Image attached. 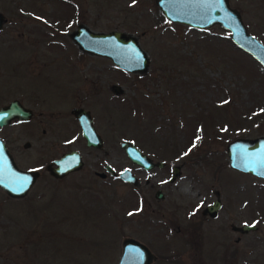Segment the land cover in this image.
I'll list each match as a JSON object with an SVG mask.
<instances>
[{"label":"rangeland","instance_id":"obj_1","mask_svg":"<svg viewBox=\"0 0 264 264\" xmlns=\"http://www.w3.org/2000/svg\"><path fill=\"white\" fill-rule=\"evenodd\" d=\"M228 1L264 44V0ZM0 12V106L14 98L30 104L27 91L48 74L62 83L46 91L58 105L52 115L63 118L71 95L93 96L96 87L90 108L102 138L97 164L94 151L90 166L57 179L46 169L56 145L24 149L22 141L32 142L28 124L0 129L17 165L40 171L24 196L0 189V264H115L126 237L149 248V264H264V179L232 168L226 151L233 138L264 133V68L228 29L170 21L156 0H0ZM78 24L135 36L147 68L123 70L81 50L71 38ZM78 77L85 87L72 94L68 82ZM122 140L164 164L144 170ZM175 164L180 172L170 182ZM125 167L136 184L118 177ZM157 188L163 198L154 196ZM216 198L221 206L212 217L204 209ZM243 223L257 228H232Z\"/></svg>","mask_w":264,"mask_h":264},{"label":"water","instance_id":"obj_2","mask_svg":"<svg viewBox=\"0 0 264 264\" xmlns=\"http://www.w3.org/2000/svg\"><path fill=\"white\" fill-rule=\"evenodd\" d=\"M156 3L163 15L170 21L188 24L193 28H207L216 23L228 29L232 42L250 54L264 68L263 42L247 30L240 13L229 4L228 0H156ZM2 22L0 12V28ZM71 38L81 50L109 57L123 70L143 71L149 64L146 52L140 47L135 36L123 31H95L85 24H78L71 32ZM113 90L119 93L122 88L114 84ZM76 110L73 113L78 117L88 143L101 147L102 138L98 132L96 134L91 119L85 115L83 110ZM29 113V110L23 107L17 99H13L0 107V126L9 123L13 118H27ZM120 146L131 161L145 169L164 164L162 160L153 161L130 140L120 141ZM226 151L228 163L232 168L264 179V133L254 137L233 138L227 142ZM81 165L79 153L76 150H70L49 164L47 169L53 176L62 177L70 171L77 170ZM105 169L112 175L116 174L115 169L109 163L105 164ZM179 172L180 166L173 165L169 180L173 181ZM37 174L36 170L18 167L4 140L0 137V188L9 196H24L35 181ZM98 175L105 176L106 173L100 172ZM117 175L128 183L138 182L137 176L127 167L120 170ZM21 185L24 186L23 190L16 191L15 189ZM155 196L162 198L163 192L157 190ZM220 206L221 201L216 198L206 206L204 213L214 217ZM232 228L244 233L256 229L257 225L243 223L238 226L233 225ZM152 256L153 254L143 242L133 237H126L122 240L120 257L115 264H149Z\"/></svg>","mask_w":264,"mask_h":264},{"label":"flooded vegetation","instance_id":"obj_3","mask_svg":"<svg viewBox=\"0 0 264 264\" xmlns=\"http://www.w3.org/2000/svg\"><path fill=\"white\" fill-rule=\"evenodd\" d=\"M71 79L73 81L68 82V83H71L68 85L72 86L71 93L72 94L74 93L73 90H75L76 92L82 91V89L85 87L84 77H78L75 79L70 78V80ZM35 82L36 83H33L32 88H30L27 91L30 104H26L20 98H14V99H17L23 107H25L26 109L29 110V112H30L29 116L27 118H22V117L13 118L9 123L1 125L0 129L5 127V126H9V124L13 121L18 122L19 125L21 123L28 124L29 128L31 130L30 133H31L32 142H30L29 140H24V142L22 141L21 144H22V148H24V149H26L28 147L27 145H31V143L35 146L36 151L39 149H42L45 151L51 150V145H56L57 149L52 151V153H51V154H53L55 152L56 154H54L53 156L50 157V159L48 160V163L46 164V169H47V166L49 164H52L54 160L59 159L64 153H66L70 150H76L79 153V155L81 157V162H82L81 167L78 168L77 170H74V171H79L80 169H83V167H85L87 165L90 166V163L88 162V157L91 158V155L94 151L96 152V156L93 158V160L97 164V145L88 143L87 139L83 135L82 126L80 124V121H79L78 117L73 113L74 110H76V109L83 110V112L86 113L85 115H88V117L91 119V123L95 129L96 134H97V117L95 115V112H93L91 109L92 105L93 106L97 105V88L96 87H90V90L93 92V96H91L89 93H87L88 95L86 94V95L80 96V97L78 94L71 95V98L68 101H66V103H70V104H69L68 108H65V110H67V109L69 110V112H70L69 115H67L66 117H63V118H60V117L54 118L51 111L53 110V108H55V107L57 108L58 105H56V103L54 102V97H50V94L46 91V87L48 86L49 83H52L53 85H56L57 87H59V85H61L62 83L58 80V78H54L48 74L44 75L42 78L36 79ZM43 82H45V83H43ZM66 103H65L64 107H66ZM48 113H51V114H48ZM55 117H57V116H55ZM67 121L70 124L69 129L67 128V126H68V123H66ZM62 130L64 132L69 131L70 135L68 137L61 138L62 136H60V135L62 134V132H60V131H62ZM54 134H56V135L54 136ZM0 137L4 140L9 153L13 157L10 138H4L1 135H0ZM57 138L60 139L62 143H58L56 141ZM85 150H88L89 153H86ZM91 150H93V151H91ZM57 151H59V152L57 153ZM13 159H14V157H13ZM152 160L155 162L157 161L154 159H152ZM137 165H139V164H137ZM139 166L142 167L141 165H139ZM155 166H157V165H155ZM142 168L144 170H151L152 169V168L145 169L144 167H142ZM171 169H173V165H172ZM30 170H36L38 172L37 176L40 173V171L38 169H30ZM47 171L49 172L48 169H47ZM85 171L89 172L88 169H86ZM85 173H87V172H85ZM93 174L97 177V169L92 170V176H94ZM171 174H172V170H171ZM113 176H115V174ZM53 177H55V176H53ZM55 178L60 179L58 177H55ZM168 181H170L169 178H168ZM33 183H32V185H33ZM31 186H30V188H31ZM0 189L5 194H7L2 188H0ZM29 189H28V191H29ZM157 190H161V189L157 188L154 192V196L156 195ZM28 191H27V193H28ZM163 197H164V193H163ZM208 204H210V203H208ZM206 206H205V208H206ZM236 241H239V237L236 238Z\"/></svg>","mask_w":264,"mask_h":264},{"label":"snow or ice","instance_id":"obj_4","mask_svg":"<svg viewBox=\"0 0 264 264\" xmlns=\"http://www.w3.org/2000/svg\"><path fill=\"white\" fill-rule=\"evenodd\" d=\"M136 0H133V4H135ZM226 102V101H225ZM264 111V110H262ZM23 185H21L19 188L15 189L16 191H22L23 190ZM129 215H132V213H129ZM254 226V225H253Z\"/></svg>","mask_w":264,"mask_h":264},{"label":"trees","instance_id":"obj_5","mask_svg":"<svg viewBox=\"0 0 264 264\" xmlns=\"http://www.w3.org/2000/svg\"><path fill=\"white\" fill-rule=\"evenodd\" d=\"M164 22H165V24H167L169 21L168 20H165Z\"/></svg>","mask_w":264,"mask_h":264}]
</instances>
